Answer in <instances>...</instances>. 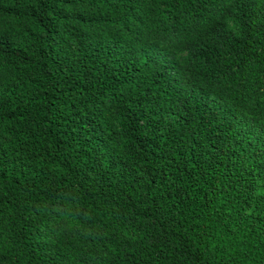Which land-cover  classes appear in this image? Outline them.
Returning a JSON list of instances; mask_svg holds the SVG:
<instances>
[{
    "label": "trees",
    "instance_id": "trees-1",
    "mask_svg": "<svg viewBox=\"0 0 264 264\" xmlns=\"http://www.w3.org/2000/svg\"><path fill=\"white\" fill-rule=\"evenodd\" d=\"M0 264H264V0H0Z\"/></svg>",
    "mask_w": 264,
    "mask_h": 264
}]
</instances>
